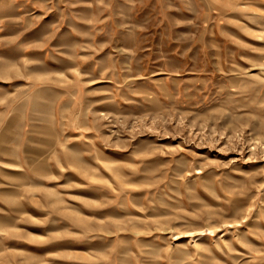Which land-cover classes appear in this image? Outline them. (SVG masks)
Here are the masks:
<instances>
[{"label": "rangeland", "instance_id": "obj_1", "mask_svg": "<svg viewBox=\"0 0 264 264\" xmlns=\"http://www.w3.org/2000/svg\"><path fill=\"white\" fill-rule=\"evenodd\" d=\"M0 264H264V0H0Z\"/></svg>", "mask_w": 264, "mask_h": 264}]
</instances>
